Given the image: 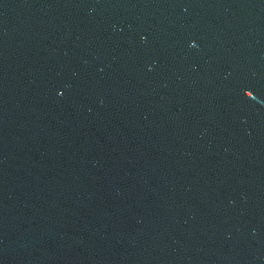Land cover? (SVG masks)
<instances>
[{
  "label": "water",
  "instance_id": "1",
  "mask_svg": "<svg viewBox=\"0 0 264 264\" xmlns=\"http://www.w3.org/2000/svg\"><path fill=\"white\" fill-rule=\"evenodd\" d=\"M0 264H264V0H0Z\"/></svg>",
  "mask_w": 264,
  "mask_h": 264
}]
</instances>
